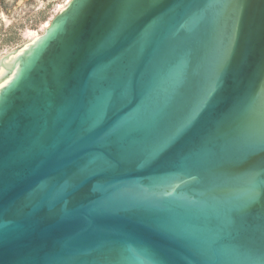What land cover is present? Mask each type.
Wrapping results in <instances>:
<instances>
[{
    "label": "water",
    "instance_id": "1",
    "mask_svg": "<svg viewBox=\"0 0 264 264\" xmlns=\"http://www.w3.org/2000/svg\"><path fill=\"white\" fill-rule=\"evenodd\" d=\"M0 264H264V0H71L0 58Z\"/></svg>",
    "mask_w": 264,
    "mask_h": 264
},
{
    "label": "rangeland",
    "instance_id": "2",
    "mask_svg": "<svg viewBox=\"0 0 264 264\" xmlns=\"http://www.w3.org/2000/svg\"><path fill=\"white\" fill-rule=\"evenodd\" d=\"M68 3V0H0V58L33 35H40Z\"/></svg>",
    "mask_w": 264,
    "mask_h": 264
},
{
    "label": "bare ground",
    "instance_id": "3",
    "mask_svg": "<svg viewBox=\"0 0 264 264\" xmlns=\"http://www.w3.org/2000/svg\"><path fill=\"white\" fill-rule=\"evenodd\" d=\"M68 2H70V0H68ZM49 25H50V23H49ZM48 25V26H49ZM48 26H45V27H48ZM45 30V29H44ZM44 32V31H43ZM43 32L40 34V35H42L43 34ZM39 34H35V35H33L32 37H31V39L30 40H32V39H34V38H36V37H38V36H40ZM29 40V41H30ZM28 42V41H27ZM23 45V44H22ZM21 46V45H20Z\"/></svg>",
    "mask_w": 264,
    "mask_h": 264
}]
</instances>
